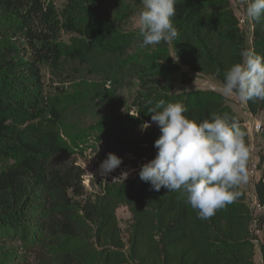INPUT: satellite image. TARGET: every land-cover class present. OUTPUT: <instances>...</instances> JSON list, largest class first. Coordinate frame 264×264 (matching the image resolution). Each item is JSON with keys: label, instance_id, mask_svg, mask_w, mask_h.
Segmentation results:
<instances>
[{"label": "trees", "instance_id": "trees-1", "mask_svg": "<svg viewBox=\"0 0 264 264\" xmlns=\"http://www.w3.org/2000/svg\"><path fill=\"white\" fill-rule=\"evenodd\" d=\"M60 1L0 0V264H255L256 249L264 264L262 177L254 184L260 212L241 183L237 199L201 220L182 190L157 192L139 169L88 192L83 168L70 158L74 138L62 131L67 105H95L99 134L142 164L155 156L160 134L155 123L141 131L149 110L161 99L179 101L192 119L234 117L245 132L248 170L250 140L224 96L177 88L194 76L222 87L243 50L264 56V19H250L248 40L229 0H177L178 36L145 46L131 24L141 0ZM44 73L60 86L61 110L41 107ZM245 107L264 115V101ZM263 163L259 152L255 169ZM120 207L129 213L124 231Z\"/></svg>", "mask_w": 264, "mask_h": 264}, {"label": "clouds", "instance_id": "clouds-1", "mask_svg": "<svg viewBox=\"0 0 264 264\" xmlns=\"http://www.w3.org/2000/svg\"><path fill=\"white\" fill-rule=\"evenodd\" d=\"M244 2L248 18L264 19V0ZM141 3L138 27L143 45L174 41L178 36L173 24L177 0H141ZM241 57L225 72L222 94L235 96L244 103L264 101V56L250 48L243 50ZM187 112L182 102L166 103L163 99L149 110L151 120L142 123L141 131L155 123L160 134L154 141L155 156L141 164L138 175L157 192L161 188L166 192L182 190L198 219L208 220L239 197L237 189L247 181L249 148L245 132L234 117L213 112L203 120H196L189 118ZM121 163V157L109 152L99 170L107 175ZM128 175L127 170H122L119 177L123 181Z\"/></svg>", "mask_w": 264, "mask_h": 264}, {"label": "rangeland", "instance_id": "rangeland-1", "mask_svg": "<svg viewBox=\"0 0 264 264\" xmlns=\"http://www.w3.org/2000/svg\"><path fill=\"white\" fill-rule=\"evenodd\" d=\"M57 4H60V0H55ZM230 7L233 9V12L235 16L239 19V24L242 32L246 36V38L249 40L250 34H251V24H250V18H248L245 14L246 5L244 1L241 0H229ZM133 20H131V24L136 27L138 26V17H133ZM63 41L67 42V36L64 37ZM249 42V41H248ZM169 52L173 56V53L171 52V48H169ZM98 83H96V86ZM100 85H98L99 87ZM60 86L56 84V82L52 81V79L48 78V75L44 73V77L40 83V91H41V99L40 104L41 107L46 109H49L50 107H58L59 110H61V105L64 102L63 97L58 93L60 91ZM64 88L68 90L67 86H63ZM221 86L213 83L211 80L206 78H201L194 76L193 80L188 85H181L177 88V90H183V91H189V90H212L219 92L221 95ZM62 90V91H63ZM224 96V95H223ZM226 99V102L230 105V107L236 108V111L238 114H240V117L242 118V122L244 120V108L243 110L239 108V106L242 104L241 101L238 100L235 96H224ZM63 100V102H62ZM64 104V103H63ZM65 106V105H63ZM236 106V107H235ZM98 110V107L92 104H85L81 105L78 103V105H67L66 110L64 111V117H63V124L62 126L64 129L62 131H66L68 135H72L74 140H69L71 144V151L70 152V158L76 162V164H79L83 170H84V181L83 184L88 190V192L94 191L97 187L96 184L99 181L106 182V183H117V180L120 178V173L122 170H127L129 172V176H132L135 172L138 171L141 161L132 159L130 155H124L121 153H116L119 151H115L111 149L110 146H112V142L110 139H107L105 136L102 137L99 134L98 125L96 126L95 116L97 115L95 111ZM123 109L118 110L115 113L122 114ZM255 117L259 118L264 125V115L263 113L256 115ZM107 123L105 121H101L99 123V127L103 128L106 127ZM264 127V126H263ZM62 128V127H61ZM263 138H264V128H263ZM253 151L251 152V157L254 159V157L258 156L259 152H263L264 154V144L257 143L256 139H254L253 142ZM115 153L119 157L122 158L121 165L112 171L111 173L107 175H102L99 166L101 162L105 159L106 155L109 153ZM260 177H264L262 174H260ZM91 181L94 182V184L91 186ZM248 182V181H247ZM248 185V186H247ZM246 193H247V201L250 204L251 207H255L254 204L251 201V195H252V189L250 188L249 184L246 183ZM257 210V211H256ZM254 212L258 213L260 212V209L254 208ZM116 216L119 221V225L124 231L128 224L129 219V213L125 207H120L116 210ZM258 237L260 243H264V223L263 228L261 231L258 232ZM260 255L259 251L256 249L255 255H254V261L255 264H260Z\"/></svg>", "mask_w": 264, "mask_h": 264}, {"label": "built area", "instance_id": "built-area-1", "mask_svg": "<svg viewBox=\"0 0 264 264\" xmlns=\"http://www.w3.org/2000/svg\"><path fill=\"white\" fill-rule=\"evenodd\" d=\"M242 124L245 127L247 135L249 137L250 145H251L250 151L252 152L254 139H256L257 135L263 131V128H264L263 122L259 118L251 115L250 113H247V116L244 117ZM253 165H254V163H253ZM120 179H122V178H119L118 180H120ZM262 181L264 182V178L262 179ZM252 195L254 196V203L253 204H254L255 208L260 209V206L256 201L254 193H252Z\"/></svg>", "mask_w": 264, "mask_h": 264}, {"label": "crops", "instance_id": "crops-1", "mask_svg": "<svg viewBox=\"0 0 264 264\" xmlns=\"http://www.w3.org/2000/svg\"><path fill=\"white\" fill-rule=\"evenodd\" d=\"M239 108H241L242 110L244 108V110H245V111L243 110L244 111V116H247L248 111L246 110V107H245V103L244 102H242V104L239 106ZM233 110L237 113L236 108H233ZM238 115L240 116V114H238ZM262 132L257 135L256 141H257V143L264 144V138L262 137L263 136V133ZM256 160H257L256 157H254V159H252L253 163H255ZM260 174H262L264 176V163H263V166H262V168L260 170H256L255 169V164L254 165L252 164L251 167L248 168V170H247V181L248 182L246 181V183L249 184L250 188L252 189V192L254 190V184H255V182L260 178ZM246 183H243V186L247 190ZM251 201H252V203H254V196L253 195H251Z\"/></svg>", "mask_w": 264, "mask_h": 264}]
</instances>
